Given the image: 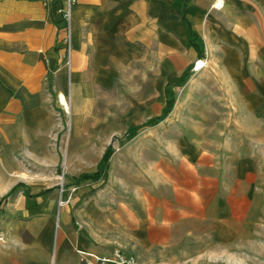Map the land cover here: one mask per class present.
I'll return each instance as SVG.
<instances>
[{"label":"crops","instance_id":"obj_1","mask_svg":"<svg viewBox=\"0 0 264 264\" xmlns=\"http://www.w3.org/2000/svg\"><path fill=\"white\" fill-rule=\"evenodd\" d=\"M216 1L76 0L68 65V25L54 5L0 0V202L17 185L15 160L24 152L38 161V148L58 132L59 117L89 111L109 87L157 85L164 91L169 84L175 94L183 92L184 74L200 59L206 67L191 79L210 77L225 91L232 117L245 119L237 130L257 135L263 151L264 0H224L222 9L214 8ZM182 153L178 167L168 163L160 174L159 194L148 193L140 208L116 209L120 240L154 249L197 238L204 227L216 240L233 239L235 225L256 215L264 219L261 173L256 204L252 169L229 180L200 145ZM18 192L12 205L0 207V264H88L80 251L110 254L107 217L99 215L98 229L87 224L72 230L67 214L56 222L52 207Z\"/></svg>","mask_w":264,"mask_h":264},{"label":"rangeland","instance_id":"obj_2","mask_svg":"<svg viewBox=\"0 0 264 264\" xmlns=\"http://www.w3.org/2000/svg\"><path fill=\"white\" fill-rule=\"evenodd\" d=\"M197 62L181 80L179 86L188 84L183 92L175 94L169 84L164 91L157 85L109 87L106 99L90 102L89 111L74 110L73 116L59 117L58 132L45 137L46 145L38 148V161L24 152L15 160L12 181L20 187L16 185L0 207L12 205L18 191H23V197L38 196L43 205L52 207L56 222L67 214L72 230L83 231L87 224L98 229L93 224L99 215L107 217L103 228L108 252L121 249L141 264H264V219L257 215L235 225L233 239L216 240L204 227L197 238L154 249L120 240L122 227L116 228L113 219L118 207L137 209L148 193L159 194L164 167L168 163L178 167L182 152L192 145L215 157L212 162L224 178L237 179L244 169H252L257 204L264 150H259L257 135L237 130L245 119L232 117L225 91L210 77L191 79L206 67L205 62L195 70ZM153 96L155 101H150ZM106 163L108 168L100 175V165L103 171ZM84 175L95 177L84 180ZM115 240L120 244L110 243Z\"/></svg>","mask_w":264,"mask_h":264},{"label":"built area","instance_id":"obj_3","mask_svg":"<svg viewBox=\"0 0 264 264\" xmlns=\"http://www.w3.org/2000/svg\"><path fill=\"white\" fill-rule=\"evenodd\" d=\"M44 5L55 6V13L58 14L68 25V33L69 36L67 38L68 45V65H70L71 61V36H70V24L73 17L74 7L76 5V0H64L63 5L61 4V0H43ZM224 7V0H217L214 8L222 9ZM205 66L203 61H198L196 63L195 70H200ZM80 253L86 256L89 261L88 264H139L138 259L134 255H128L124 253L120 249H115L108 255H99L95 253H89L85 251H80Z\"/></svg>","mask_w":264,"mask_h":264},{"label":"trees","instance_id":"obj_4","mask_svg":"<svg viewBox=\"0 0 264 264\" xmlns=\"http://www.w3.org/2000/svg\"><path fill=\"white\" fill-rule=\"evenodd\" d=\"M192 44H194L196 47H198V49H199V51H200V53H202L203 54V51L201 50V46H200V44L197 42V39H196V36H195V34H192ZM110 157V153L108 152L107 154H106V157H105V161L108 163V158ZM103 163V162H102ZM105 164V167H104V169H103V171H102V169H101V165H100V168H99V174L100 175H102L103 173H105V171H106V169L108 168V164ZM93 177H95V176H93V175H84L83 177H82V179H84V180H87V179H89V178H93ZM20 187V184L19 185H17V187L16 188H19ZM8 197H6L4 200H3V203L6 201V199H7ZM3 203H2V205H3Z\"/></svg>","mask_w":264,"mask_h":264},{"label":"bare ground","instance_id":"obj_5","mask_svg":"<svg viewBox=\"0 0 264 264\" xmlns=\"http://www.w3.org/2000/svg\"><path fill=\"white\" fill-rule=\"evenodd\" d=\"M62 101L66 104V106H67V108H68V109H67V108H66V109H67L68 111H70V107H69V105L67 104V102H66L64 99H62ZM63 102H62V103H63Z\"/></svg>","mask_w":264,"mask_h":264}]
</instances>
